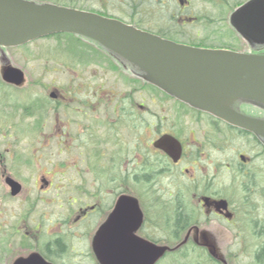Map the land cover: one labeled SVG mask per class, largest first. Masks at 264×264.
<instances>
[{
    "label": "flooded vegetation",
    "instance_id": "af4514ba",
    "mask_svg": "<svg viewBox=\"0 0 264 264\" xmlns=\"http://www.w3.org/2000/svg\"><path fill=\"white\" fill-rule=\"evenodd\" d=\"M29 1L179 46L264 56L232 19L258 0ZM38 41L0 46V128H18L23 146L0 143V264H100L94 244L107 225L114 244L168 247L156 264H264V103L233 94L226 62L198 65L192 103L83 37L21 55Z\"/></svg>",
    "mask_w": 264,
    "mask_h": 264
},
{
    "label": "water",
    "instance_id": "95a60500",
    "mask_svg": "<svg viewBox=\"0 0 264 264\" xmlns=\"http://www.w3.org/2000/svg\"><path fill=\"white\" fill-rule=\"evenodd\" d=\"M233 24L249 40L264 43V1L250 2L233 16ZM59 33L80 35L98 42L112 53L126 59L146 74V79L181 99L195 103V82L202 77L198 65L224 61L233 94L250 101L264 103V56H243L231 51H209L179 46L159 36L144 33L127 24L92 13L37 4L27 0H0V45L22 46L45 36ZM225 53L221 57L216 54ZM212 55H216L213 58ZM211 56V57H210ZM210 57L203 61L201 58ZM206 69V68H205ZM210 69V68H208ZM23 74L13 67L9 70ZM9 80V79H8ZM235 123L249 127V122L236 116ZM13 186L17 185L12 182ZM19 189L13 191L17 194ZM100 233L94 251L101 264H156L168 247L149 242L117 238L114 244L111 229ZM16 264H47L38 255L20 259Z\"/></svg>",
    "mask_w": 264,
    "mask_h": 264
},
{
    "label": "rangeland",
    "instance_id": "374dc122",
    "mask_svg": "<svg viewBox=\"0 0 264 264\" xmlns=\"http://www.w3.org/2000/svg\"><path fill=\"white\" fill-rule=\"evenodd\" d=\"M62 41L63 42V44H69V43H71L72 42V38L71 37H67V38H56V40H51V41H47V40H44V41H38V42H36L34 45H31L30 47H28V48H26V49H22V51L20 52L21 53V55L22 54H27L28 52H29V50H35V48H38L39 46H42V45H45V44H48V43H51V44H55L56 43V41ZM58 41V42H59ZM34 46H35V48H34ZM34 48V49H33ZM73 48H75V46L73 47ZM242 48V47H241ZM6 55V54H5ZM60 77L59 78V81L61 82L63 79H64V76H60V74H57V75H55V77ZM62 78V79H61ZM64 81V80H63ZM0 131L1 132H4V133H7L9 136H12L11 137V139H9V138H7L6 140L5 139H3L2 140V136L0 135V143L2 144H5V148H10V145L12 146V150L13 151H17V150H19V149H22L23 148V146H22V144L21 143H19V142H16V139H19L18 138V135H20L21 134V131H19V129L18 128H16V127H14V128H0ZM7 143V144H6ZM21 205H23V202H17V209L19 210V215H21V213L23 212V207L21 206ZM25 245V244H24ZM20 254L21 255H27L26 254V250H25V248L24 247H22L21 249H20ZM167 260H168V258H167ZM189 261H191V260H189ZM169 262V261H168ZM167 262V263H168ZM169 264H171V262L169 263Z\"/></svg>",
    "mask_w": 264,
    "mask_h": 264
},
{
    "label": "trees",
    "instance_id": "16d2710c",
    "mask_svg": "<svg viewBox=\"0 0 264 264\" xmlns=\"http://www.w3.org/2000/svg\"><path fill=\"white\" fill-rule=\"evenodd\" d=\"M65 37H71V38H75V37H73V36H71V35H56L54 38H65ZM187 260V259H186ZM180 264H194V262L191 260V261H182V262H180Z\"/></svg>",
    "mask_w": 264,
    "mask_h": 264
}]
</instances>
